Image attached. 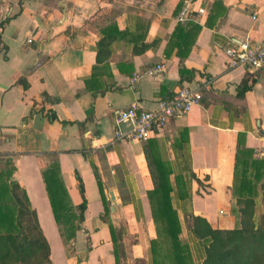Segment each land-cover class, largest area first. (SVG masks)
<instances>
[{
    "label": "crops",
    "instance_id": "obj_1",
    "mask_svg": "<svg viewBox=\"0 0 264 264\" xmlns=\"http://www.w3.org/2000/svg\"><path fill=\"white\" fill-rule=\"evenodd\" d=\"M184 1L0 0V157L14 166L12 179L35 213L51 264L57 249L63 264H115L114 218L138 234V255L146 254L155 238L147 197L154 188L152 152L169 164L176 207L214 229L237 225L239 143L264 159V68L227 70L224 50L242 41L264 45V0H186L190 15L179 22ZM160 64L163 72L129 85L134 73ZM206 78L211 89L188 114L153 129L145 142L116 139L118 113L132 103L156 110L179 87ZM53 165L77 215L85 204L74 222L72 254L43 181ZM246 172L259 176V169ZM175 178L189 184L177 186ZM255 189L264 213L259 180Z\"/></svg>",
    "mask_w": 264,
    "mask_h": 264
},
{
    "label": "trees",
    "instance_id": "obj_2",
    "mask_svg": "<svg viewBox=\"0 0 264 264\" xmlns=\"http://www.w3.org/2000/svg\"><path fill=\"white\" fill-rule=\"evenodd\" d=\"M175 36V43L181 51L183 39L179 33H175ZM185 72L184 69L180 70L182 75ZM246 88L242 87L239 95H242ZM5 163V167H0V264H51L50 248L37 224L35 213L28 206L25 192L12 179L14 166L8 158ZM151 164L154 188L147 192V197L155 238L149 242L148 264H194V258L200 260L199 264H264V213L261 212L262 200H256L255 189L258 180L264 189L261 171L264 159L255 160L252 151L239 143L232 188L237 225L229 230L214 229L206 219L193 215L191 210H180L176 207L172 201L169 164L153 152ZM247 168L259 169V176H249ZM43 181L54 220L62 230L65 247L69 246L66 250H69L79 228L74 222L81 218L85 204L79 206L78 215L70 207L56 165L44 173ZM96 181L102 194L98 176ZM175 182L177 186L189 184L188 179L175 178ZM51 187L61 205L59 213L55 208ZM179 196L177 194V197ZM260 196L263 199L264 193L259 194ZM183 197L189 198L188 193H184ZM179 210L183 219L190 220L184 228L187 239L180 238L183 223L179 218ZM25 216L31 217L32 220L23 222ZM61 218L63 223H60ZM109 230L114 263L118 264L112 226H109Z\"/></svg>",
    "mask_w": 264,
    "mask_h": 264
},
{
    "label": "built area",
    "instance_id": "obj_3",
    "mask_svg": "<svg viewBox=\"0 0 264 264\" xmlns=\"http://www.w3.org/2000/svg\"><path fill=\"white\" fill-rule=\"evenodd\" d=\"M198 13H203L199 9ZM190 15L188 4L185 0L183 7L177 16V21L182 22ZM253 19L255 17L253 16ZM227 70L242 68L252 72L264 68V45H252L249 41L233 43L224 50ZM164 71L163 65L147 67L134 73L129 81L131 87L144 76H152ZM212 79L206 78L193 87L183 85L178 88L173 96L161 99L157 102L156 110H142L137 103H132L128 108L118 113L116 118V139H132L145 142L153 129L163 128L170 119L188 114L197 106L204 93L211 89ZM128 126L127 131L120 130V125Z\"/></svg>",
    "mask_w": 264,
    "mask_h": 264
},
{
    "label": "rangeland",
    "instance_id": "obj_4",
    "mask_svg": "<svg viewBox=\"0 0 264 264\" xmlns=\"http://www.w3.org/2000/svg\"><path fill=\"white\" fill-rule=\"evenodd\" d=\"M7 158L5 157H0V167H5L6 163L5 160ZM51 190L53 192V197H54V202H55V208L57 210V213L60 212V202L55 194L54 189L51 187ZM77 213H79L77 211ZM180 217L181 214L179 213ZM31 217L29 216H25L23 222L27 223L28 220H30ZM32 220V219H31ZM114 224H115V228H116V239H117V243H116V251H117V256H118V264H148L149 262V244L147 245V252L146 254L144 253V250L142 252L143 257H139L138 254H140V250H139V237L138 234H131L128 230V227L125 226V223H123V221L119 218H114L112 219ZM182 223H183V231L180 234V237L182 239H186L187 238V233L185 231V225L190 223V220L188 219H183V217H181ZM60 223H63V219H60ZM154 228V227H153ZM61 230V228H60ZM185 231V232H184ZM62 232V230H61ZM69 248V246L65 247V250ZM67 254H72V249L66 250ZM195 255V254H194ZM200 260H198L197 258H194V264H199ZM53 264H63L61 256H60V252L57 249L54 252L53 255Z\"/></svg>",
    "mask_w": 264,
    "mask_h": 264
}]
</instances>
